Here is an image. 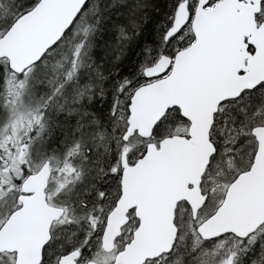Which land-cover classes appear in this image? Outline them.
<instances>
[{
	"label": "snow or ice",
	"instance_id": "snow-or-ice-1",
	"mask_svg": "<svg viewBox=\"0 0 264 264\" xmlns=\"http://www.w3.org/2000/svg\"><path fill=\"white\" fill-rule=\"evenodd\" d=\"M0 264H264V0H0Z\"/></svg>",
	"mask_w": 264,
	"mask_h": 264
}]
</instances>
